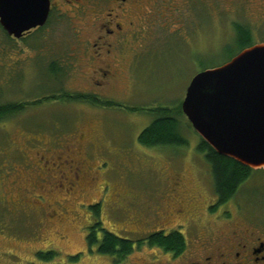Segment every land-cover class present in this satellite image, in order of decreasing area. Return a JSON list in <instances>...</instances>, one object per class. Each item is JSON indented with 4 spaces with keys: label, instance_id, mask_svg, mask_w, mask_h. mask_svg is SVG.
Returning <instances> with one entry per match:
<instances>
[{
    "label": "rangeland",
    "instance_id": "1",
    "mask_svg": "<svg viewBox=\"0 0 264 264\" xmlns=\"http://www.w3.org/2000/svg\"><path fill=\"white\" fill-rule=\"evenodd\" d=\"M189 6L179 13L184 25L180 33L164 28L151 33V41L141 36V40H133L129 49L137 51L139 45H145L144 52L135 65L132 88L113 90L107 97L115 103L111 107H91L60 96L62 85L69 89L82 86L77 77L67 82L48 78L47 66L62 60L68 49L66 30H47L32 41L16 44L0 29V107L23 105L0 123V264H114L110 257L87 249L86 236L96 222L91 207L101 204L105 230L138 242L162 230L149 222L147 209L155 207L164 182L172 178L182 185L181 208L197 223L214 220L224 210L236 215L235 203L218 208L212 216L207 214V207L215 206L217 200L211 167L198 150L202 138L186 116L178 119L188 145L147 148L139 142L140 135L161 114L155 111L170 109V115L176 117L191 81L239 53L231 23L248 24L243 10L234 8L221 14L222 6L217 11L214 1L207 0H192ZM32 56H37L36 63ZM81 133L92 143L90 148L87 143L83 152L96 181L89 185L91 190L86 187L83 195L64 201L63 191L58 194L50 191L51 186L41 188L35 170L49 167L34 164L42 156L53 161L52 151L66 158L69 149L77 159ZM19 187L27 188L34 199L42 195L57 217L46 220L30 206L11 208L1 200L8 192L19 199L23 195ZM241 190L263 203L264 172H254ZM238 200L235 202L240 205ZM141 219L144 225L137 222ZM145 247L136 248L125 264H145L143 259L151 254ZM51 252L58 254L53 261L38 257ZM78 255V262L70 261Z\"/></svg>",
    "mask_w": 264,
    "mask_h": 264
},
{
    "label": "flooded vegetation",
    "instance_id": "2",
    "mask_svg": "<svg viewBox=\"0 0 264 264\" xmlns=\"http://www.w3.org/2000/svg\"><path fill=\"white\" fill-rule=\"evenodd\" d=\"M49 1L50 13L42 27L32 29L19 40L8 38L16 44L27 43L40 32L51 29L66 30L69 37L68 43L66 42L68 49L62 60L52 61L47 66L48 78L56 81L62 78L67 82L71 77H77L82 86L69 89L62 85L59 88L60 96L66 95L72 101H78L74 100L78 95L90 96L92 100L79 102L97 107L93 102L94 98L102 102L98 106L108 107L109 104H115L112 97L107 98L113 90L121 88L126 91L132 88L134 68L137 63L139 65L138 58L144 52L145 46L139 45L137 51L131 50L129 47L133 40L139 41L142 37L149 40L151 33L155 34L158 29L164 28L180 33L184 25L179 13L182 9L190 8L189 3L192 0ZM207 1H214L217 11L219 5L222 6L221 14H228L234 8H237L236 11L243 10L248 24L241 21L231 23L236 37L237 29L244 28L250 33L252 46L264 43V39L259 37L261 30H264V0ZM230 4L235 7H230ZM220 22L224 24V19ZM0 29L8 36L1 24ZM35 58L37 56H32L34 63ZM88 141L86 135L81 133L78 142L81 149L77 152V159L72 158L70 154L75 152L70 149L66 158L57 151L51 152L53 161L42 156L40 162L34 164L42 168L49 167L41 171L35 170L40 177L41 188L51 186L50 191L58 194L63 191L64 201L73 200L78 194L83 195L81 191L84 192L86 187L91 190L89 185L93 186L96 178L92 176L91 166L84 158L83 149H86ZM87 146L90 148L92 143ZM181 188L178 178L170 179L167 184L164 182V189L155 207H148L147 213L152 219L149 222L161 226L159 229L162 232L181 233L187 241V248L181 254H176L165 252L161 248L145 247L151 250V254L143 259L145 264H264V202H257L253 195L241 191L238 200L240 205L235 200L230 202L236 204V215L231 210H224L214 220L197 223L192 215H188L181 208ZM19 190L23 192L19 199L8 192V197L2 196L1 200L11 208L30 206L34 211H40L46 220L57 217L56 213L48 209L47 201L42 195H36L34 199L27 188L19 187ZM175 202L177 208H174ZM217 203L218 199L215 205ZM229 204L221 206L220 210ZM213 207L206 209L210 216L215 214L211 211ZM137 222L142 225L145 223L143 219ZM172 224L173 227H169Z\"/></svg>",
    "mask_w": 264,
    "mask_h": 264
},
{
    "label": "water",
    "instance_id": "3",
    "mask_svg": "<svg viewBox=\"0 0 264 264\" xmlns=\"http://www.w3.org/2000/svg\"><path fill=\"white\" fill-rule=\"evenodd\" d=\"M50 8L49 0H0V24L19 40L46 23ZM182 111L220 156L253 171L264 170V43L199 73Z\"/></svg>",
    "mask_w": 264,
    "mask_h": 264
},
{
    "label": "trees",
    "instance_id": "4",
    "mask_svg": "<svg viewBox=\"0 0 264 264\" xmlns=\"http://www.w3.org/2000/svg\"><path fill=\"white\" fill-rule=\"evenodd\" d=\"M10 39V38H9ZM11 40V39H10ZM249 31L244 28L237 29V43L239 53L249 47H252ZM78 101H90L92 97L78 95L74 97ZM94 104L102 105V102L93 98ZM38 103V102H36ZM109 104L108 107H111ZM23 109V105H8L0 107V123L7 117ZM155 112H161L150 127H148L139 138L141 145L147 148L155 147H175L188 145L183 138L178 117L185 116L182 106L178 109L176 117L171 116L170 109H159ZM191 125V124H190ZM192 128V125H191ZM199 152L205 157L207 163L211 167V175L214 183V191L218 199L217 205L212 208V212H216L218 208L229 204L236 200L242 187L252 177L254 171L242 166L234 160L220 156L210 145L203 139L198 146ZM93 209L96 222L86 236L87 249L93 253L95 249L99 255L110 257L114 264H124L127 259L136 251L138 247L147 245L150 248H161L165 252H175L181 254L187 248L185 237L178 232L167 234L165 232H156L147 238L138 242L122 239L103 228L101 205H94ZM99 233L102 234L100 238ZM58 256L57 253L48 254L40 253L38 257L46 262L53 261ZM80 260V256L70 257V261L76 263Z\"/></svg>",
    "mask_w": 264,
    "mask_h": 264
}]
</instances>
